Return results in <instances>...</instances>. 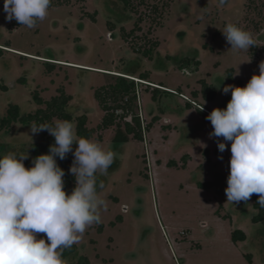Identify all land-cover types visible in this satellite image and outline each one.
<instances>
[{"label": "rangeland", "instance_id": "rangeland-1", "mask_svg": "<svg viewBox=\"0 0 264 264\" xmlns=\"http://www.w3.org/2000/svg\"><path fill=\"white\" fill-rule=\"evenodd\" d=\"M51 4L47 17L28 28L6 20L0 0V80L9 89L0 90V119L9 104L31 113L38 108L34 92L47 101L64 88L73 96L70 112L86 114L88 128L96 130L92 140L116 154L107 173H97L98 186L103 184L98 190L107 201L101 212L104 229L100 232L99 224L88 227L75 243L76 253L63 259L65 264L81 256L91 264H264V221L253 222L257 211L252 200L227 202L231 142L221 153L218 141L223 137L210 138L213 127L183 101L193 99L192 92L201 90L199 80L206 79L217 97L195 103L210 113L226 108L231 93L225 94L223 87L246 86L259 74L264 53L257 63L250 54L264 50V0H226L224 5L219 0H131L127 10L119 0ZM94 13L95 21L90 18ZM229 22L252 32L256 45L248 51L230 50L221 32ZM153 44H158V53L150 61L142 52ZM184 59L200 61L199 71L182 72L178 63ZM45 62L57 65L50 71ZM229 69L235 83L227 77ZM134 71H149L152 82L135 79L145 85L138 87L140 105L136 103L134 114L141 115L144 127L156 116L160 120L145 131L143 141L131 136L119 143L114 141L116 127L99 129L106 113L94 94L113 83L106 74ZM160 84L173 93L180 88L183 95H164L155 102L146 85ZM125 121L133 122L131 117ZM42 133L32 135L30 127L14 126L11 135H0L8 146L0 157L27 153ZM185 155L190 160L183 168ZM171 161L177 166H169ZM199 183L210 187L200 188ZM67 186L65 182V190ZM235 230L243 231L247 240L234 243Z\"/></svg>", "mask_w": 264, "mask_h": 264}, {"label": "clouds", "instance_id": "clouds-1", "mask_svg": "<svg viewBox=\"0 0 264 264\" xmlns=\"http://www.w3.org/2000/svg\"><path fill=\"white\" fill-rule=\"evenodd\" d=\"M225 3L219 0L220 5ZM50 4L51 0H4L5 18L33 28L47 17ZM221 32L232 51L256 45L253 33L234 23ZM223 92L231 93L226 108L213 109L206 119L213 127L210 138L223 137L218 141L221 153L231 142L227 202H247L257 194V203L264 207V61L246 86L226 85ZM45 130L54 143L48 153L32 158L30 168L24 164L29 155L10 152L0 157V264H65L63 250L100 223L101 212L107 209L97 173L106 174L116 154L98 141L78 136L69 120L30 126L32 135ZM69 153L74 156L71 193L65 190V170L57 162Z\"/></svg>", "mask_w": 264, "mask_h": 264}, {"label": "trees", "instance_id": "trees-1", "mask_svg": "<svg viewBox=\"0 0 264 264\" xmlns=\"http://www.w3.org/2000/svg\"><path fill=\"white\" fill-rule=\"evenodd\" d=\"M119 2L121 5L124 6L125 10L130 9L131 0H119ZM52 6L53 5L50 4L49 8H51ZM90 18L93 21H95L96 13L90 15ZM15 24L16 26H22L19 23H15ZM110 25L111 27L114 26L113 23ZM113 31L114 30H112L111 32ZM157 45L158 44H153L149 50H145L144 52H142V57L147 60L153 61L155 54L158 53V50L155 49L157 48ZM254 52L250 54L251 56L250 58H252L251 61L257 63L258 62L257 58L259 59L261 58L260 56H262L264 50H262L261 54L258 53L257 55H255L256 53ZM172 59L173 57H171L169 61H172ZM45 63L47 66H49L50 71H52L55 65H57L53 62H45ZM200 65H201L200 61L198 60L184 59L178 63V68L182 72L197 73L199 71ZM233 73H234L233 69H229L227 71V77L232 83H235ZM150 74L151 73L149 71H142L141 73H138L136 71L128 72V73L121 72L118 75L106 74L109 75L112 79H114L113 83L100 87L95 90V94H94L95 99L99 103L101 109L106 113L101 125L99 126V129L108 130L110 128L116 127L117 131L114 138L115 142L127 143L129 142L131 136H133L134 140L143 141L145 131L149 130L150 127L153 125V123H156L160 120L158 116L154 117L151 124L147 125L143 129V125L140 117L134 114V110L136 108L138 87L145 85L142 83L137 84L135 79H139L142 82L152 83L150 82V78H151ZM20 82L22 84H26L24 79H20ZM198 83L201 86V90L192 92L193 99L184 100L186 102V108L189 109L195 108L198 114L203 119V121L211 125V122L206 119V117L210 114V112H208L209 110H207L200 104L199 105L196 104L195 101L197 102V100L202 98V100L205 102H209V103L214 102L218 92L212 84L207 82L206 79H201L199 80ZM239 85L242 86L241 83ZM160 86L161 88L162 87L166 88L164 85L160 84ZM149 88H153V90L151 91L149 90ZM161 88H156L150 85H146L145 91L151 92L152 100L155 102H158L159 98H162L164 95H172L179 97L183 95V92L180 88L178 89V91L176 90L175 93L163 90V88L162 89ZM0 90L4 92H7L9 90L6 85L2 84L1 80H0ZM32 100L37 105L38 108L31 113H23L19 105L16 104L8 105L4 117L0 119V135H4V136L11 135L13 128L16 125H20L22 127H30L33 124V122H35L37 125L53 124L55 120L59 119V120L71 121L75 125L78 136L86 137L90 139H92L95 136L96 130L93 128H88V116L86 114L75 115L70 112L73 96L68 95L64 90V88H60L58 90V94L47 101L44 100L38 92H34ZM193 103H195L196 105H194ZM119 110L122 111V115H117V111ZM158 112L164 114L165 111L160 109V111ZM150 114H153V112ZM130 116L133 122L125 121ZM122 123L124 124V126H122ZM53 143H54V137H52L47 130L43 131L41 139L33 142L30 145L29 151L27 153L24 154L22 152L23 155H29V158L24 161L25 166L30 168L32 166V158L37 157L41 154L48 153L49 146L52 145ZM7 148L8 146L5 143L0 142V155L4 154ZM74 150H75V146L73 148V151ZM204 156L207 157V159H209L208 150L204 151ZM73 159L74 156L72 153H69L67 158L64 160H60L59 158H57L58 164L60 165L61 168L65 170L64 180L65 182H68V186L66 189L68 193H71L72 189L75 186V178L69 171ZM189 160H190L189 155H185L183 157L182 159L183 168L187 167ZM168 165L177 166V164L174 161L169 162ZM198 186L200 188L207 189L210 187V184L199 183ZM258 198L259 197L257 194H253L252 197L250 198L253 202L254 209L257 211V214L252 219L254 223H260L264 221V207H261L257 203ZM117 221L122 222V217H117ZM98 224L100 225L99 231L100 232L103 231L104 226L101 225L100 223ZM43 236L44 234H39L38 238H43ZM246 240H247V236L243 231L235 230L232 233V241L234 243H238ZM77 249L78 247L76 244H74L70 248L64 249L62 253V259H65L68 256L75 254ZM249 260L251 262V258ZM74 264H91V263L88 257L81 256L78 259V261Z\"/></svg>", "mask_w": 264, "mask_h": 264}, {"label": "built area", "instance_id": "built-area-1", "mask_svg": "<svg viewBox=\"0 0 264 264\" xmlns=\"http://www.w3.org/2000/svg\"><path fill=\"white\" fill-rule=\"evenodd\" d=\"M139 102H140V101H139V93H138V90H137V101H136V103H138V106L140 105ZM193 104L196 105L195 103H193ZM117 115H122V111H120V110L117 111ZM138 116L140 117V119L142 118L141 115L138 114ZM130 117H131V116H130ZM141 121H142V120H141ZM142 125H143V123H142ZM143 129H144V126H143Z\"/></svg>", "mask_w": 264, "mask_h": 264}, {"label": "crops", "instance_id": "crops-1", "mask_svg": "<svg viewBox=\"0 0 264 264\" xmlns=\"http://www.w3.org/2000/svg\"><path fill=\"white\" fill-rule=\"evenodd\" d=\"M180 98H181V96H180ZM183 101H184V99H183ZM154 116V115H153ZM170 129V128H169Z\"/></svg>", "mask_w": 264, "mask_h": 264}]
</instances>
